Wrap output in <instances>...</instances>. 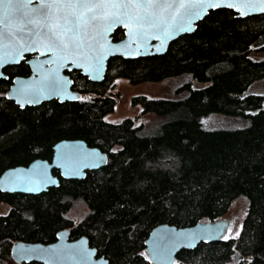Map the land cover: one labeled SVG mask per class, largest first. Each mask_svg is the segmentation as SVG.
Instances as JSON below:
<instances>
[{
	"label": "trees",
	"instance_id": "obj_1",
	"mask_svg": "<svg viewBox=\"0 0 264 264\" xmlns=\"http://www.w3.org/2000/svg\"><path fill=\"white\" fill-rule=\"evenodd\" d=\"M112 37H123L117 28ZM264 13L237 17L212 9L160 55L109 58L103 80L69 72L80 97L19 107L6 97L13 76L26 74L24 61L5 68L0 78V174L34 159L50 160L61 139H83L107 153V163L81 179H64L38 194L3 192L0 204V264L14 262L17 241L49 243L67 228L70 239L86 236L110 264H153L145 249L150 230L160 223L190 226L223 218L244 197L246 213L228 239L181 249L173 264H264V96L249 91L264 78ZM117 78L131 84L177 78L174 98L136 95L143 113L159 117L152 125L127 117L109 122ZM194 81L206 83L194 87ZM219 114L244 125L206 128L202 118ZM86 213L69 216L75 203ZM29 264H40L31 262Z\"/></svg>",
	"mask_w": 264,
	"mask_h": 264
},
{
	"label": "water",
	"instance_id": "obj_2",
	"mask_svg": "<svg viewBox=\"0 0 264 264\" xmlns=\"http://www.w3.org/2000/svg\"><path fill=\"white\" fill-rule=\"evenodd\" d=\"M227 2H235V0H227ZM37 6V0H33L31 7ZM212 9L217 8L193 9V15L199 11L201 18L193 20L192 31L174 34L172 38L154 30L132 34L123 25H115L107 33L106 39L101 41L103 48L97 46L96 51L89 53L87 57L74 56L57 60L43 47L34 51H22L19 54L9 47L5 51L11 55L5 56V63L0 66L1 79L7 78L3 67L19 63L25 54H36L26 60L31 70L30 74L13 78L5 95L21 108L39 105L43 101L52 99L59 102L77 100L80 95L72 89L73 80L65 71L79 70L89 80L101 81L110 57L119 55L123 58H137L163 54L171 41L183 34L193 32L198 21ZM228 9L233 10L237 17L261 14L255 11L241 15L242 5L238 2L236 7ZM117 28L123 29V37L114 40L112 33ZM173 32L175 33V29ZM52 149L50 160L37 158L27 165L5 169L0 174V190L38 194L51 186L59 185V178L53 174V169H57L64 179H81L85 177L87 170L98 169L108 161L107 153L96 146L88 145L83 139H61ZM227 227L228 221L224 218L198 221L190 226L160 223L150 230L145 240V249L153 264H173L176 254L181 249H192L200 242L219 240L226 234ZM11 255L14 260L11 264L31 261L43 264H110L104 255L96 257L97 249L90 246L86 236L70 239L67 228L59 230L56 239L49 243L17 241L11 248Z\"/></svg>",
	"mask_w": 264,
	"mask_h": 264
},
{
	"label": "snow or ice",
	"instance_id": "obj_3",
	"mask_svg": "<svg viewBox=\"0 0 264 264\" xmlns=\"http://www.w3.org/2000/svg\"><path fill=\"white\" fill-rule=\"evenodd\" d=\"M236 2L241 15L264 13V0H37V7H31L33 0H0V66L11 55L9 47L17 54L43 47L57 60L87 57L103 48L101 41L115 25L132 34L154 30L172 38L192 31L193 20L201 18L193 9L233 8Z\"/></svg>",
	"mask_w": 264,
	"mask_h": 264
},
{
	"label": "rangeland",
	"instance_id": "obj_4",
	"mask_svg": "<svg viewBox=\"0 0 264 264\" xmlns=\"http://www.w3.org/2000/svg\"><path fill=\"white\" fill-rule=\"evenodd\" d=\"M253 59H263L264 51H253L251 53ZM180 82L177 78H167L159 81H143L137 84H131L126 78H117L113 86L110 88L111 94L115 98L113 111L104 115V119L109 122H118L124 118H133L135 124L144 123L152 125L156 123L159 117L151 113H143L139 104L132 105L131 98L136 95H145L150 98L165 97L174 98L177 96L176 88ZM206 84V83H205ZM194 81V87L205 85ZM249 91L259 93L264 96V78L255 80ZM202 124L206 128H220L244 125L245 121L236 117H227L219 114H211L202 118ZM247 201L244 197L235 199L229 207L228 212L223 217L228 221L227 232L228 237L235 235L240 228L243 217L246 213ZM7 211L5 204H0V213ZM86 213V207L83 203L77 202L69 211V216L80 219ZM232 264H239L234 261Z\"/></svg>",
	"mask_w": 264,
	"mask_h": 264
},
{
	"label": "flooded vegetation",
	"instance_id": "obj_5",
	"mask_svg": "<svg viewBox=\"0 0 264 264\" xmlns=\"http://www.w3.org/2000/svg\"><path fill=\"white\" fill-rule=\"evenodd\" d=\"M113 34V33H112ZM113 38V37H112ZM36 53H28V54H25V56H24V58L20 61V62H22V61H24L25 63H26V60L27 59H29L30 57H32V56H34ZM19 62V63H20ZM19 63H17V64H19ZM12 65H16V64H12ZM26 65L28 66V64L26 63ZM8 66H11V65H7V66H5V67H3V72H4V70H5V68H7ZM30 72H31V70H30V67L28 66V72L26 73V74H17V75H15V76H13V78H15V77H17V76H27V75H29L30 74ZM69 72H71V71H65V73H67V74H69ZM5 73V72H4ZM7 76V75H6ZM70 76V75H69ZM13 78H12V80H13ZM69 238H70V234H69ZM76 239V238H75ZM99 255L97 254L96 255V257H98ZM31 262H35V263H40V264H43V263H41V262H36V261H31ZM31 262H28V263H26V262H22V263H20V264H29V263H31Z\"/></svg>",
	"mask_w": 264,
	"mask_h": 264
}]
</instances>
